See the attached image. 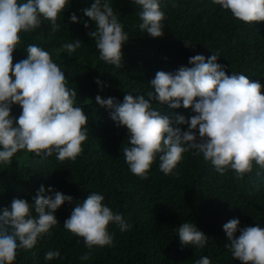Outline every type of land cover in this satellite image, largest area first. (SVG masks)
Instances as JSON below:
<instances>
[{"label":"trees","instance_id":"1","mask_svg":"<svg viewBox=\"0 0 264 264\" xmlns=\"http://www.w3.org/2000/svg\"><path fill=\"white\" fill-rule=\"evenodd\" d=\"M93 2L69 0L57 18L59 31L52 33L50 22L45 20L40 28L20 34L21 41L13 53V64L26 58L29 44L50 53L65 73L67 87L77 91L74 106L81 107L87 116L88 134L75 160L59 161L55 153L45 158L20 150L11 163L0 162V214L14 197L32 203L41 185L46 195L52 194L47 192L52 187L73 197V203L65 202L56 210L58 223L38 237L34 248L17 250L13 264H195L203 256L209 257L211 264H241L224 246L229 241L223 225L238 218L240 227H264V170L253 162L252 172L243 178H237L231 169L221 175L202 155L188 152L169 175L160 171L157 156L148 178L141 179L131 173L123 156V147L128 143L126 127L117 128L109 110L97 104L95 97H115L122 102L130 93L147 98L157 71L191 67L189 57L197 54L205 58L219 55L217 62L225 65L226 74L243 73L258 80L264 94V21L242 22L212 0H159L165 13L164 35L153 38L139 29L140 6L132 0H107L129 36L122 46V67L116 68L99 59L95 40L87 34L95 31L96 23L82 9ZM72 12L79 23L70 22ZM75 39L82 40L81 48L70 57L67 52L57 54V48ZM95 78L107 86L101 90ZM152 103L161 115L170 118L174 114L186 118L194 115L190 108L171 109L159 101ZM21 112L19 105L12 106L14 117ZM181 128L186 131L187 125ZM91 192L102 194L103 203L122 214L131 226L122 232L116 224H110V246L88 249L83 238L63 227L75 203ZM183 222L195 223L208 236L205 247L181 244L178 227ZM49 250H59L63 259L46 261L44 256ZM85 252L90 253V259L82 261Z\"/></svg>","mask_w":264,"mask_h":264},{"label":"clouds","instance_id":"2","mask_svg":"<svg viewBox=\"0 0 264 264\" xmlns=\"http://www.w3.org/2000/svg\"><path fill=\"white\" fill-rule=\"evenodd\" d=\"M140 6L138 15L141 32L153 38L164 35L165 13L159 0H132ZM222 10L242 22L264 21V0H212ZM69 0H0V162L11 163L20 150H27L38 157H51L59 161L75 160L83 151L87 140V116L81 107L74 106L77 91L67 87L65 73L53 62L50 53L36 44L26 48V58L13 64V53L21 41L20 34L40 28L43 21L50 22V30L60 29L58 16ZM174 8L176 4L172 5ZM85 16L96 23L95 31L88 36L95 40L99 59L122 67V46L129 40L123 24L114 14L107 0H94L90 7L82 9ZM71 23H79L75 12ZM84 27L88 28L87 22ZM186 47L188 41H184ZM82 40L66 42L56 49L57 54L67 52L69 57L81 48ZM219 55L205 58L201 54L189 57L191 67L181 66L175 72L157 71L150 81L151 91L145 95L128 93L123 101L115 97L95 101L109 110L117 128L126 127L128 143L123 156L131 173L141 179L148 178L152 163L159 157V169L165 175L191 152L210 161L223 175L234 170L237 178L252 172L253 162L264 170V94L262 85L243 73L226 74L225 65L219 64ZM14 77V79H13ZM95 82L103 90L105 85L98 78ZM198 98V99H197ZM153 101L168 104L171 109H191L194 115H161L153 107ZM19 105V117L11 113L13 105ZM187 125V130L181 128ZM198 132V135H197ZM257 176L261 173L258 171ZM46 195L43 185L33 202L14 197L10 206L0 214V264H13L18 249H32L38 237L47 234L58 223L55 216L65 202L73 203V197L52 187ZM105 197L91 192L77 201L71 215L63 224L64 229L84 239L85 246L104 247L113 244L108 231L116 224L120 231H127L122 214L114 213L104 204ZM33 211L35 215H33ZM229 243L224 246L234 260L241 264H264V227H240L234 218L223 225ZM239 231V235L236 233ZM183 246L203 248L208 236L195 223L183 222L178 227ZM44 259H63L60 251L49 250ZM80 259H90L85 252ZM195 264H211L207 256Z\"/></svg>","mask_w":264,"mask_h":264}]
</instances>
